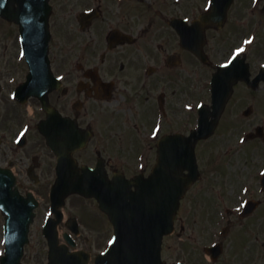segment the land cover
<instances>
[{
    "label": "flooded vegetation",
    "instance_id": "1",
    "mask_svg": "<svg viewBox=\"0 0 264 264\" xmlns=\"http://www.w3.org/2000/svg\"><path fill=\"white\" fill-rule=\"evenodd\" d=\"M216 2L49 0L52 7L49 53L59 87L48 93V102L61 116L73 120L85 137V146L73 153L80 166L94 167L99 163L109 177L115 173L128 178L137 174L147 176L157 161L159 141L163 136L187 135L194 130L197 106L200 103L210 105L211 77L233 56L240 73L243 68L248 71V81L233 82L230 98L213 134L196 142L194 149L200 177L183 197L181 211L185 199L205 178L201 167L204 159H200L204 150L202 145L217 143L214 144L216 149L218 144H224V139L230 140L231 136L237 135L233 141L236 148L230 141L223 148V153L229 155L232 149L239 151L237 146L245 147L251 141L264 140V123L250 121L259 109L256 91L264 90V51L258 54L254 49L256 24L264 21V0H232L224 11V22L220 26H217L221 21L217 19L220 10ZM203 13L208 14L205 22H197ZM1 23L9 29L0 34L16 38L17 26L0 18V26ZM4 49L7 50L6 44ZM1 66L0 103L3 102L5 108L4 113H0V165L19 169L35 165V173L43 178L41 156L33 152L29 137L32 133L40 135L37 123L47 114L39 110V101L34 97L27 98L23 104L9 97L23 82L27 70H20L21 74L17 76V71L12 74L11 64H5L4 69ZM242 103L246 104L242 106ZM262 109L264 107L260 108L261 113ZM247 110L246 114L244 111ZM16 134L22 136L18 143ZM216 136L219 137L215 140ZM41 141L44 146L43 137ZM240 142L243 143L238 145ZM35 145L39 147V142ZM251 147L254 149L246 152V157L251 156L252 162L244 161L246 171L237 181L239 187L229 190L224 183L222 189L226 195L220 199L228 216L220 227L227 234L223 235V240L233 236V228L239 241V233H249L248 255L232 256V251L225 255L223 251L218 256L213 252L207 256L204 253L205 247L210 245L207 240L194 237L185 243V234L191 228L183 222L188 219L186 214L184 218H177L181 222V232L165 240L162 253L166 264L180 261L186 264H262L263 258L258 257L260 243L253 227L256 211L264 204L260 184L264 146L253 144ZM148 153H155L151 164ZM229 166L236 170V165L230 161L227 168ZM131 167L135 171L129 174L125 169ZM30 183L37 184L28 178L26 185L19 182V189L23 195L32 191L40 201L31 225L35 228L44 220L40 211L44 199L35 188L28 186ZM227 196L230 204L226 203ZM255 199L262 203L243 217L240 213L243 205ZM190 206L188 209L192 208ZM69 226L66 219L62 228ZM210 226L215 228L217 223ZM80 234L77 237L79 243ZM175 235L184 240L175 243L172 239Z\"/></svg>",
    "mask_w": 264,
    "mask_h": 264
},
{
    "label": "rangeland",
    "instance_id": "2",
    "mask_svg": "<svg viewBox=\"0 0 264 264\" xmlns=\"http://www.w3.org/2000/svg\"><path fill=\"white\" fill-rule=\"evenodd\" d=\"M256 26L257 44L254 49H256L257 53L259 54V51H264V21L261 23H257ZM8 29L9 27L6 26L5 23H1V33L7 32ZM5 44L7 45V50L4 49ZM0 64L2 65L1 69L5 68L3 67L5 64H11L13 66V75L16 74L15 72L17 71V76H19L21 74L20 70H24V63H22L21 61L19 45L14 36L9 37L0 34ZM262 89L263 88H260L258 91H256L255 101L259 109H257V112L253 116H251V122L264 123V109H262L263 113H261L260 111V108L264 107V90ZM253 99L254 97L252 96L251 100ZM245 104L246 103H242V106H244ZM35 106L36 104L33 105L34 109ZM4 108L5 104L1 102L0 113H4ZM11 111L14 110L11 109ZM12 117L10 119H12ZM39 117L40 116H38V118ZM218 137L219 136H216L215 140ZM236 137L237 135H233L230 137V140L224 139V144H218L216 146V149L214 144L217 143L209 142L208 145H202L204 150H202L200 159H204L203 162H201V167L204 169L205 178L199 183V185L195 187L192 194H190V196L185 199L182 212L180 213V215L183 216L187 214L188 219L187 221H185V223H189L192 235L196 236V239H200V241L205 239V235L202 233L203 224H212L214 218L218 216V210L224 209L223 204L220 200L224 195H226V193L224 192V188L222 189L224 183V186L228 187L229 190L231 187H239L238 185L236 186V184H238L237 181H239L240 178L245 175L246 171L244 167V161H251L252 159L251 156L246 157V152L250 153L254 149L251 147L253 144L264 146V140L258 139L249 142L250 144L245 145V147L237 146V148H239L238 152H233L234 150L232 149L229 155L224 154L223 148L228 141H230V144L236 148V143L233 142ZM29 140L32 141L31 144L33 145V152H38L43 162V166L40 169L41 172H44L43 178H41L42 180L39 181L36 185L32 183L28 185L32 188H35L37 190L35 192L43 197L44 203L43 208L41 209L42 212V210H44L46 207L45 202L48 200L46 187L50 182L53 181L52 177L54 173L53 168H51L52 158L48 156L47 150L44 148L43 144H41L42 141L40 135L32 133L29 137ZM35 142H39V147L35 145ZM238 145H241V143H239ZM2 150L5 151V148ZM36 153H34L33 155H38ZM148 154L150 156L149 163L151 164L154 160L155 153ZM228 161L236 165V167H234V169H236L235 171L233 169H230L231 166L227 168ZM249 164L251 163L249 162ZM125 170H128L127 172L130 174L135 171V168L131 167L130 169L126 168ZM16 171L18 172V175L21 179H19V181L23 182L26 185L28 181H26V179L24 178L22 169L17 168ZM215 196H217L218 199H216ZM225 199L229 201H227L226 203H231V200L228 198V196ZM232 200H234V197H232ZM214 203L218 204L219 208L214 207ZM190 205L192 206V208L188 209ZM64 211L68 217L77 215L81 218L83 227L80 229V246L90 251L92 255L99 252L104 247L103 242L110 236V233L112 231L108 219L105 215H102L98 211L95 201L92 199H85L77 197L76 195H71L66 200ZM257 221H260V223L257 224ZM255 222L256 225L252 227L257 232V242H259L261 245V243L264 241V205L259 209L258 214L255 217ZM38 230V227H35V230H33L30 234L31 243L30 247H28L29 251L27 253V256L23 259L24 264L46 263V251L43 247V242L40 241L42 240L41 232ZM248 237L250 239L249 233L248 236L246 234H242L239 236L240 242L237 240L234 242L232 241L231 243L226 242L228 250L227 253H229L232 249V256L248 255L249 246H247L246 244V247L244 246L245 248H243V245ZM206 238L209 240V236H207ZM185 243L188 242L185 241ZM1 247L2 237L0 233V248ZM35 250H37V252ZM258 255H262L261 249Z\"/></svg>",
    "mask_w": 264,
    "mask_h": 264
},
{
    "label": "water",
    "instance_id": "3",
    "mask_svg": "<svg viewBox=\"0 0 264 264\" xmlns=\"http://www.w3.org/2000/svg\"><path fill=\"white\" fill-rule=\"evenodd\" d=\"M32 9L34 11V37H36L35 34L39 35L41 33V27L45 25L44 19L46 18L47 20V15L42 16V7L36 4ZM18 14L22 24L28 22L25 20L26 8L25 11L24 9L20 10ZM5 16L10 18V15ZM22 35L24 52L26 53L27 58L33 59L35 56V45L32 43L28 45V38L26 36L30 35L27 32L25 33V31H23ZM218 76L221 81H226V84L224 85L228 86V75L224 72H220ZM220 88L223 90L222 84L220 85ZM226 91L228 94V90ZM227 94L219 100L220 105L223 104L224 98H226ZM200 136H202V134ZM57 149L59 150V148H55V151L59 153ZM71 151L72 149L69 151L61 149V152H65V157L71 163L69 164V170L68 168L60 166L61 163L59 165L60 167H57L59 177L54 185L55 200L59 199L62 201L64 196L70 192H78L86 196L96 195L100 202V207L109 213L115 226V240L105 253L97 257L96 264H140L143 251L147 252L148 261H154V256L152 254L154 253V255H156V250L157 253L159 252L161 242L159 234L164 231L165 228V218L163 215L166 214L169 220H171L172 213L177 206L178 197L183 193L184 185L186 186L190 179L184 180L177 178V182H172L166 179V176L164 178L160 177V174L164 176L162 171L164 167H167L166 162H161L154 168L153 173L148 179L137 182L136 190L134 192H130L129 190L130 183L126 184L125 190L116 191L112 185L113 182H108L106 180L100 182L96 180L93 171L85 170V168H82L79 171L70 156ZM172 167L174 168H171L170 166L167 167L169 171L170 168L172 169V175L175 170L177 173L183 168L180 164H176ZM13 181L14 180L10 175L5 174L3 176V174H1L0 193L5 192V190L13 184ZM127 198H130L129 202L126 201ZM136 200L138 201V205L135 204ZM135 208L136 212H133ZM151 209L158 212L161 211L162 214L160 230L156 231V233L151 228H143L139 230L136 225L139 220L143 222L147 214H154V212L149 213ZM166 228L165 231L167 230ZM21 234V231H11L6 235L9 242H7L6 245L8 259L5 261V264L11 263V252H13L15 248L20 250L22 245L21 242H12L10 240L22 238ZM49 239H51V237H49ZM56 251L58 253L60 252L59 246H57L56 243L50 242V264L53 263V260L57 255ZM78 257L80 259H67V263L72 262L75 264L78 262L86 264L88 259L87 254H82V257L78 254Z\"/></svg>",
    "mask_w": 264,
    "mask_h": 264
},
{
    "label": "snow or ice",
    "instance_id": "4",
    "mask_svg": "<svg viewBox=\"0 0 264 264\" xmlns=\"http://www.w3.org/2000/svg\"><path fill=\"white\" fill-rule=\"evenodd\" d=\"M241 51H242V49H241Z\"/></svg>",
    "mask_w": 264,
    "mask_h": 264
}]
</instances>
